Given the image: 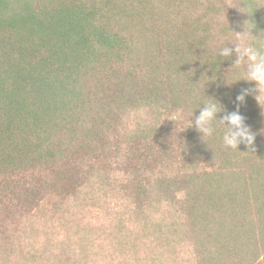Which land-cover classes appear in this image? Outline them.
<instances>
[{
  "label": "trees",
  "instance_id": "1",
  "mask_svg": "<svg viewBox=\"0 0 264 264\" xmlns=\"http://www.w3.org/2000/svg\"><path fill=\"white\" fill-rule=\"evenodd\" d=\"M246 28L264 51V0H0V264L101 237L130 264H264V108L239 106L238 149L194 123L255 86L217 55Z\"/></svg>",
  "mask_w": 264,
  "mask_h": 264
},
{
  "label": "clouds",
  "instance_id": "2",
  "mask_svg": "<svg viewBox=\"0 0 264 264\" xmlns=\"http://www.w3.org/2000/svg\"><path fill=\"white\" fill-rule=\"evenodd\" d=\"M231 32L235 34V39L229 40L224 46L220 47L217 55L224 60L235 53L236 59L229 69L244 67L242 78L235 82L241 80L250 84L255 82V86L244 88L237 94V107L232 112H226L218 100L209 97V100L201 103L204 107L196 116L194 123L196 131L201 134L200 139L208 143V139L212 138L216 132L214 122H221L226 126V131L222 136L224 146L238 149V146L242 143L251 146L255 141V134L251 131L250 126L245 123V117L240 114L239 106L245 102L248 95L255 93V100L261 108H264V51L259 46L253 47V44L247 41L246 35L251 34L249 28H246L243 32ZM228 45H232V47ZM216 78L213 75L209 79L216 80ZM219 113H225L221 119H217ZM191 126L192 121H190L188 127Z\"/></svg>",
  "mask_w": 264,
  "mask_h": 264
},
{
  "label": "rangeland",
  "instance_id": "3",
  "mask_svg": "<svg viewBox=\"0 0 264 264\" xmlns=\"http://www.w3.org/2000/svg\"><path fill=\"white\" fill-rule=\"evenodd\" d=\"M88 216L93 217L91 214L87 215L86 221L91 219V217L89 218ZM33 224L40 230H42L41 228L44 226H46L47 228L51 226L50 223H44L43 219H34ZM38 236L41 237L40 231L38 233ZM50 237H53L52 233L50 234ZM74 239H77V237ZM38 240L39 245H41L43 243L42 239L40 238ZM52 249L53 248H42V256L38 259H35L34 261H29L27 264H62L59 259L51 257L50 253ZM26 255L29 256L30 254L26 253ZM128 261V258L123 253H120V256L117 255L115 248L111 245L110 241L105 240L101 237V239L97 242L93 240L92 247L88 252V257L87 259L85 258L83 260V264H130V262L128 263ZM10 262L11 264H23V259H21V257L19 256H13L12 258H10ZM131 264H133V261H131Z\"/></svg>",
  "mask_w": 264,
  "mask_h": 264
}]
</instances>
